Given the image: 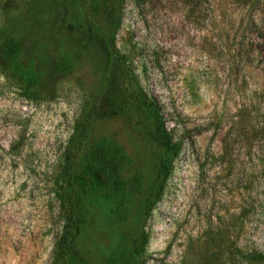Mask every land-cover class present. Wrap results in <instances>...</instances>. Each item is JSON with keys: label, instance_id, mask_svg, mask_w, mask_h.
Listing matches in <instances>:
<instances>
[{"label": "rangeland", "instance_id": "374dc122", "mask_svg": "<svg viewBox=\"0 0 264 264\" xmlns=\"http://www.w3.org/2000/svg\"><path fill=\"white\" fill-rule=\"evenodd\" d=\"M262 21L264 0H0V264H53L73 191L87 264H264ZM132 74L180 144L154 206Z\"/></svg>", "mask_w": 264, "mask_h": 264}, {"label": "trees", "instance_id": "16d2710c", "mask_svg": "<svg viewBox=\"0 0 264 264\" xmlns=\"http://www.w3.org/2000/svg\"><path fill=\"white\" fill-rule=\"evenodd\" d=\"M264 25V21H262ZM110 53L119 62L126 63V59L121 55L115 43L108 44ZM9 56L18 54V47L15 41H12L7 46ZM131 80V103L141 110L144 116L147 133L150 139L158 144V187L157 191L152 194L151 206H154L162 197L165 184L172 172L174 160L180 152V144L175 141L171 132L165 125L162 114V107L158 99L150 95L140 84L135 75H128ZM100 113L97 105L88 109H84L76 120L75 127L69 145L66 149L68 167L74 163L76 157L82 150L88 137L89 129L92 126V121L95 116ZM103 172H106L104 167ZM69 184L71 179L68 178ZM78 201H75L74 191L67 197L68 205L65 207V222L63 230L56 241L53 264H63V260L71 255L78 261L79 264H87L80 252L75 248L74 242L80 232L81 225L84 221L82 212L81 197L77 195Z\"/></svg>", "mask_w": 264, "mask_h": 264}]
</instances>
